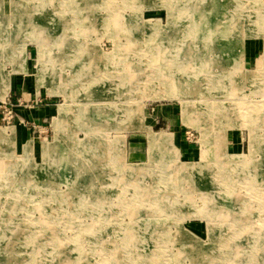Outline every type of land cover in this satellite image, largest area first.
Here are the masks:
<instances>
[{"label": "rangeland", "instance_id": "obj_1", "mask_svg": "<svg viewBox=\"0 0 264 264\" xmlns=\"http://www.w3.org/2000/svg\"><path fill=\"white\" fill-rule=\"evenodd\" d=\"M26 1L40 10L41 45L25 29L0 33L12 34L0 43V101L22 71L57 108L46 134L24 122L36 148L21 149L15 106L9 123L0 107V169L16 165L0 171V264H264V178L239 174L264 160V0H94L83 15L67 0ZM206 33L226 49L222 63L191 65L193 83L174 90L170 45L199 51Z\"/></svg>", "mask_w": 264, "mask_h": 264}, {"label": "bare ground", "instance_id": "obj_2", "mask_svg": "<svg viewBox=\"0 0 264 264\" xmlns=\"http://www.w3.org/2000/svg\"><path fill=\"white\" fill-rule=\"evenodd\" d=\"M6 1H7V3H8V6H9V9H8V11L6 12V10L4 9V3H6ZM19 1H22V0H0V10H3L1 13H0V33H4V32H6V33H14L15 31H18V28L19 29H25V30H27L28 31V34H29V37L30 38H33L34 40H36L37 42H38V46H40L41 45V43H40V37L38 38V35H39V33L38 32H40L43 28H42V26H43V24L41 25V18H40V16L38 15V14H36L37 12H39L40 10L38 9V8H31V9H29L31 6L29 5V3L26 1V0H24V3H21V2H19ZM37 1V0H36ZM67 1H70V2H72V5H73V9H71L72 10V12L76 9V12L77 13H80L79 15H83V13L82 12H84V11H87L88 10V4L89 5H91V4H95V1L94 0H67ZM31 2H32V0H31ZM259 3V1L258 0H254V3L253 4H258ZM78 6H79V9H81V7H83L82 9H81V11H79V9H78ZM216 6H217V4H216ZM255 6H257V9H260L261 8V4L259 3L258 5H255ZM254 6V7H255ZM61 7H63V6H61ZM47 9V8H46ZM45 11V10H44ZM50 11V10H49ZM48 11V12H49ZM41 13V12H40ZM55 13V12H54ZM50 17V16H49ZM76 17V16H75ZM52 18V17H51ZM83 18V17H82ZM257 20L259 21V22H261L262 24L264 23V12H260V14L259 15H257ZM4 19V20H3ZM172 15L170 14H168V16H167V21L169 22V24L172 22ZM45 20V17L43 18V21ZM51 20V19H50ZM202 20V19H201ZM210 20V19H209ZM46 21H48V20H46ZM186 21V20H185ZM53 22V21H52ZM210 22V21H209ZM51 23V22H50ZM202 23V22H201ZM7 24H9V25H12L13 24V26L15 27V30L13 29V31H12V29H11V31L8 29L10 26L9 25H7ZM45 26V25H44ZM47 26V25H46ZM199 26V25H198ZM204 26H205V24H204ZM263 26V25H262ZM57 27V26H56ZM201 27V26H200ZM45 28V30H48V27H47V29H46V27H44ZM206 28V27H205ZM208 30H209V28H208ZM34 31H38V32H34ZM17 34V33H16ZM152 36H149V37H147V39L148 40H152V41H154V39H152L153 38V35L154 34H151ZM0 36H1V34H0ZM7 36V35H6ZM16 36V35H15ZM43 36V35H42ZM210 33L208 34V33H206V36L205 37H203V39H205L204 41H203V43H205V46H203L199 51H194L195 49H196V46H194L193 48H194V50H191V49H182V50H180V49H178L177 48V50H175L174 48H175V44H171L170 45V47H171V54L173 55V56H171L173 59H172V61L170 62L171 63V65H172V67L170 68V69H168L167 68V64H170L168 61H166V60H164V56L163 55H161L160 54V58H161V68L162 69H168V71H170V72H173V70H174V73L175 74H173V73H170V75H172L171 76V78H169L168 80H166V82H167V84H171V82H173V85H176V86H172L173 88H174V90H176L177 89V85H179L180 87H182V88H187V86H190L193 82H192V77H193V75H191L189 72V68L191 67V65H193L194 66V68H195V66L197 65L198 66V68H200V69H206V71H207V69L208 70H210L211 69V67L213 68V66H212V63H216L214 66H216V65H218V64H221L222 63V58H223V52L226 50V49H224V47H223V44L222 43H220V42H218V41H211V38H210ZM222 36V35H221ZM46 37V36H45ZM151 37V38H150ZM10 38H12V34H9V36H7V37H0V43H3V42H6L7 40H12V39H10ZM202 39V40H203ZM159 40V39H158ZM172 43H174V42H172ZM229 47V46H228ZM3 48V47H2ZM154 48H157V50H159V49H162V50H165V49H170L169 48V45L168 46H166V45H164L162 42H160L156 47H154ZM173 48V49H172ZM234 48H235V45L232 47V49H230V51H231V53H233V51H234ZM196 52H198V54H200L199 56V58L197 57V59L195 58L196 56H194V54H196ZM213 53V54H212ZM212 55V56H211ZM210 56V57H209ZM220 56H222V58H220ZM43 57H44V55H43ZM206 57V58H205ZM218 59L217 61L215 60V59ZM220 58V59H219ZM205 59V60H204ZM164 60V61H163ZM168 60H170V59H168ZM206 63L208 64L209 63V67H207L206 66ZM264 63V62H263ZM36 65V64H35ZM37 65H38V63H37ZM154 67H156V66H154ZM44 68H40L39 67V70H43ZM223 70V69H222ZM211 71V70H210ZM209 71V72H210ZM218 70H216V73H218L217 72ZM220 71V70H219ZM221 72V71H220ZM224 74V73H223ZM44 75V74H43ZM43 75H41V76H39V79H42V80H44L43 78H44V76ZM206 75V74H205ZM50 76L51 75H49V78H50ZM192 76V77H191ZM219 76L221 77V79H220V81H223L224 83L225 82H227V76H229V74H225V75H222L221 73H219ZM26 77H28V76H26ZM164 78V77H163ZM1 79V78H0ZM45 81V80H44ZM120 81L123 83V84H125V83H130V79L128 78V77H125V78H123V79H120ZM218 81V80H217ZM178 82V83H177ZM47 83H50V85L49 84H47V86H49V88L51 89V90H53L52 89V81H50V80H47ZM212 85V84H211ZM4 90L6 91V86H4ZM50 94H51V92H49ZM189 93V92H188ZM188 93H185V95L186 94H188ZM130 94H131V92H130ZM190 95H192L191 93H189ZM182 95H184L183 93H182ZM132 96H133V94H132ZM129 98H131V97H129ZM264 105V104H263ZM257 108H259V106H256ZM247 111H249V114L248 115H251L252 113H258L257 115H255L254 116V120H259V118H260V111L258 110V111H256V109H255V107H252V109H246ZM259 116V117H258ZM247 119H248V117H247ZM251 121V120H250ZM251 123V122H250ZM205 132H207V131H205ZM59 139V138H58ZM1 140V139H0ZM41 141V140H40ZM3 142V141H2ZM263 142V141H262ZM1 143V142H0ZM9 143V142H8ZM28 144L26 145V146H28L29 145V147H27V148H29V149H34V148H36V144L33 142V141H29V142H27ZM55 144V143H54ZM256 144H257V146H259V147H261V142H260V140H257L256 141ZM264 144V143H263ZM263 144H262V146H263ZM39 146H40V148H39V150L40 151H44V149H47V147H49L48 145H46L45 147H44V144L43 143H41V144H39ZM52 146V145H51ZM57 146V145H56ZM6 147V146H5ZM38 148V147H37ZM53 148V147H52ZM55 149V148H54ZM206 150V152L209 150L208 148H205ZM29 153H31L30 152V150H29ZM205 152H203V154H204ZM1 155V154H0ZM76 156H78V155H76ZM6 157V156H5ZM29 157V156H28ZM56 157V156H55ZM2 157H0V159H1ZM29 159V158H28ZM56 159V158H55ZM244 159V158H243ZM50 160V159H49ZM245 160V159H244ZM244 160H242V161H244ZM257 160V159H256ZM4 161V160H3ZM6 161H8L7 159H5V168H4V170H2V169H0V171L2 172L3 171V173L2 174H4L5 172H6V170H10V171H15L14 169L16 168V165H13L11 162L9 163H6ZM51 161V160H50ZM17 162V161H16ZM57 162V161H56ZM237 162H239V161H237ZM51 163V162H50ZM58 163V162H57ZM70 163V162H69ZM87 164V163H86ZM238 164V163H237ZM240 164V163H239ZM246 163H244V165H245ZM256 164V166H255V169H254V174L250 177V173H248L249 171H247V173H246V176L245 175H243L242 173H244L243 172V169H241L240 171H239V174H240V176H241V178H245V179H247L248 181H247V183L249 182V180H250V184L252 185V183H256V185H260L261 183H263L262 181H263V178L264 177H261L260 176V174L262 173V172H264V160H260V162L259 163H255ZM177 165V164H176ZM54 166V165H53ZM14 168V169H13ZM63 168H64V165H63ZM72 169H74V171H75V175L76 176H74V180H78V179H80L81 177H82V175L81 174H79V169H80V171L82 170V167H81V159L80 158H78V157H76L75 158V161H74V164H73V168ZM55 170V169H54ZM51 171V170H50ZM176 171V170H175ZM174 171V173L175 174H171L172 176H171V178L172 177H176L175 179H172V180H170L169 182H173V184L174 185H176V187H174L175 189H181V187H182V182L180 181L181 180V178L180 177H178V175H179V173H176ZM179 171H180V169H179ZM178 171V172H179ZM182 171V170H181ZM46 173V172H45ZM193 173V172H192ZM27 174V173H26ZM234 174V173H233ZM180 175H181V173H180ZM247 175H249V177H247ZM17 176V175H16ZM227 176V175H226ZM188 177V176H187ZM16 178H19V177H16ZM27 178H28V176H27ZM179 178H180V180H179ZM222 178H223V176H222ZM221 178V179H222ZM227 178H229V176H227ZM240 178V180H238L237 182L239 183V184H242L241 182H243L245 179H241ZM9 179V178H8ZM187 179V178H186ZM225 179V178H224ZM23 180V179H22ZM21 180V181H22ZM226 180V179H225ZM229 180V179H228ZM2 181V180H1ZM17 181V180H16ZM20 181V180H19ZM9 182V181H8ZM15 182V181H14ZM113 182V181H112ZM226 182V181H225ZM224 182V183H225ZM19 183V182H18ZM23 183V182H22ZM21 183V184H22ZM26 183H28V181L26 182ZM222 183H223V181H222ZM227 183V182H226ZM225 183V186L227 187V184ZM230 183H231V181H230ZM189 184V183H188ZM234 184H236V183H234ZM249 184V183H248ZM106 185V184H105ZM192 185V184H191ZM120 186V185H119ZM230 186H232V185H230ZM192 187H194V186H192ZM225 187V188H226ZM229 187V186H228ZM227 187V188H228ZM234 187V186H233ZM251 188H252V186H251ZM204 189V188H203ZM175 191V190H174ZM212 191V190H211ZM228 191V190H227ZM208 192H210V191H208ZM228 193V192H227ZM204 194V193H203ZM236 194V193H235ZM204 198H205V195H204ZM216 198V197H215ZM171 199V198H170ZM230 201V200H229ZM170 202V201H169ZM230 203V202H229ZM228 203V204H229ZM182 204V203H181ZM227 204V203H226ZM227 204V205H228ZM232 204V203H231ZM212 205H214V204H212ZM210 206V205H209ZM217 211V212H216ZM223 211H225V210H223V209H221V208H219L218 210H214V214H216V213H221V212H223ZM176 212H178V211H176ZM191 213V212H190ZM203 214H205V213H203V212H200V214H198V215H195V216H198V217H200V216H203ZM192 216V215H191ZM229 216V215H228ZM231 217V216H230ZM204 218V217H203ZM177 221V220H176ZM211 221V220H210ZM262 234V233H261ZM260 234V235H261ZM190 253V252H189ZM196 253H197V251H196ZM82 259V258H81ZM199 260V259H198ZM200 261V260H199ZM77 264V263H76ZM81 264V263H80ZM115 264H116V262H115Z\"/></svg>", "mask_w": 264, "mask_h": 264}, {"label": "crops", "instance_id": "obj_3", "mask_svg": "<svg viewBox=\"0 0 264 264\" xmlns=\"http://www.w3.org/2000/svg\"><path fill=\"white\" fill-rule=\"evenodd\" d=\"M29 52L28 48H26L27 66L32 69L31 65L33 59L29 57ZM6 96L13 99V101H18L14 108L16 116L15 123L17 124H15V129L11 131L14 134V145H19L22 149L26 141H33L35 138V136L32 135L33 133L30 132V129L24 125V122H28L29 124H31L30 122L37 123V125L45 128L46 133L48 129L47 126H44V122H46L49 117L53 118L54 110L57 107L55 108L56 104L53 102V95H48L45 87H38L37 80L33 76L26 77L22 71H14V73L9 76V86ZM39 97L43 99L39 105L30 104V102ZM184 149V152L189 154L193 153L194 150L193 148L187 147V145L184 146Z\"/></svg>", "mask_w": 264, "mask_h": 264}, {"label": "built area", "instance_id": "obj_4", "mask_svg": "<svg viewBox=\"0 0 264 264\" xmlns=\"http://www.w3.org/2000/svg\"><path fill=\"white\" fill-rule=\"evenodd\" d=\"M6 99L5 100H1L0 101V107H2V110L1 112H3V120H6L7 123L10 122V119L11 118H14V116L12 115L11 113V109L14 108L16 102H18L17 100H12L11 98H9L8 96L5 97ZM39 103V100L36 99V102L35 104H38ZM32 104H33V101H32ZM31 128L33 129V131H35L36 127V124L35 123H31ZM46 134V133H45Z\"/></svg>", "mask_w": 264, "mask_h": 264}]
</instances>
